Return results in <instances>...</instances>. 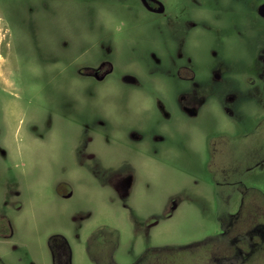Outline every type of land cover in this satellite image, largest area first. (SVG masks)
<instances>
[{
  "label": "rangeland",
  "instance_id": "1",
  "mask_svg": "<svg viewBox=\"0 0 264 264\" xmlns=\"http://www.w3.org/2000/svg\"><path fill=\"white\" fill-rule=\"evenodd\" d=\"M124 1L134 7H122L118 0H0V84L5 85L0 89V210L7 208L14 228L12 238L0 240L5 264H55L50 246L53 236L66 238L71 264H97L96 260L134 264L150 247L189 244L218 228L220 205L201 153L208 148L207 132L217 133V125L221 132H232L222 113L204 117L203 130L188 139L190 144L185 141L187 129L177 128L176 133L167 131L170 136L164 141L146 140L135 147L140 159L150 146L157 155L142 163L150 167L137 173L133 196L127 203L107 184L110 169L98 173L89 170L87 152H99L103 165L133 155L127 154L124 141L128 140L122 136L105 141L93 135L90 142L84 117L91 107L85 106L86 91L77 87L85 81L68 83L54 78L53 62L56 56L65 57L71 51L81 53L77 66L84 65L89 43L109 42L117 36L127 47L128 38H133L137 45L132 52L140 57L138 69L151 68L152 75L161 77L157 72L165 66V59L157 66L151 60V28L140 23L150 21L151 15L135 0ZM233 2L236 0H219L216 18L222 12L220 24L213 28L212 11L196 13L195 22L203 33H198L201 30L196 24L190 51L199 68L226 67L233 72L230 83L240 81L247 88L249 73L244 71L252 70L251 77L257 78L261 68L258 58L264 49V36L257 7L262 0ZM234 21H241L238 27L242 29L246 22L250 31L233 33ZM211 29L217 32L216 38L207 36ZM198 34L204 36L198 40ZM211 47L219 51L214 60L207 57ZM156 49L164 52L161 45ZM165 78L157 83L168 85ZM258 86L248 90L255 93ZM69 91L73 99L68 97ZM111 99L120 101L122 107L124 102L134 106L135 102L143 105L151 101L139 92H115ZM259 100L264 107L263 94ZM148 114L154 115L143 111L144 117ZM138 117L139 113L132 115V123ZM121 120L128 121V117L122 114ZM62 180L71 184V197L57 192ZM101 228L119 234L115 252L94 237ZM178 258L173 264H181L180 254Z\"/></svg>",
  "mask_w": 264,
  "mask_h": 264
},
{
  "label": "flooded vegetation",
  "instance_id": "2",
  "mask_svg": "<svg viewBox=\"0 0 264 264\" xmlns=\"http://www.w3.org/2000/svg\"><path fill=\"white\" fill-rule=\"evenodd\" d=\"M135 2L151 15L150 21L140 23L148 24L151 28V60L157 66L162 58L165 59V66L157 72L161 77L152 75L151 68L138 69L140 57L138 53L132 52L137 45L133 38H128L130 45L127 47L123 46L125 41L117 36L110 37L109 42L89 43L84 65L77 66L81 53L71 51L65 57L56 56L53 62L56 67L52 74L54 78H62L68 83L74 80L85 81V85L73 86L83 89L88 95L85 106H90L91 109L89 108L84 120L85 128L91 134L90 142L94 140L93 135L102 136L105 141L114 140L115 136L128 140L124 142L130 152L127 154L133 155L132 157H118L108 161L111 162L110 165H103L99 152H87L85 156L90 160L89 170L98 173L110 169L112 174L107 179V184L127 203L133 196L137 173L142 168L144 170L150 167L142 163H145L146 158L150 161L157 155L150 146L149 149L146 148L147 154L140 159L135 147L146 140L164 141L170 136L167 131L174 130L176 133L177 128L187 129L185 141L190 144L188 139L203 130V118L215 112L222 113L229 119L232 132H221L217 125V133L207 132L208 148L205 153H201L203 165L204 156L206 157L205 170L211 175L214 194L220 205L218 228L189 244L150 247L134 264H173L170 261L157 262L153 251L174 248L183 259L181 264H264V107L260 106L259 100L264 95V49L258 58L261 68L257 71V78L251 77L252 70H247L244 71L245 74L249 73L247 88L240 81L231 84L229 80L233 72L230 69L220 65L201 69L190 51L194 26L197 24L196 13L201 15L204 10L212 11L213 25L210 27L213 28L220 24L222 12L219 19L216 18L218 8L221 7L219 0ZM118 4L129 9L134 7L130 3L125 4L124 0H118ZM263 4L264 0L257 7V15L261 20L264 36V16L259 12ZM195 7L196 11H193ZM232 24L233 33L242 34L251 29L246 22L244 29L238 27L242 24L241 21H234ZM197 29L201 30L198 33H203V28L198 24ZM203 36L198 34L197 39L200 40ZM207 36L216 38L218 34L211 29ZM157 45L162 46L163 53L157 52ZM210 49L207 57L214 60L219 51L216 47ZM10 66L13 67L12 63ZM67 69L73 73H67ZM10 71L13 73L12 68ZM165 77L169 84L164 83L163 87L157 82L163 78L166 80ZM114 79L117 84H114ZM249 86H258L260 90L251 93ZM62 87L66 88L65 85ZM1 88H5V85L0 84ZM112 92H139L151 101L144 102L143 105L135 102L134 106L124 102L122 107L120 101L117 103L111 99ZM68 97L73 99V92L69 91ZM143 111H151L154 115L144 117ZM137 113L139 117L132 123L131 116ZM122 114L128 117V121L121 120ZM57 192L64 197L73 195L71 184L65 180L58 183ZM8 203L9 201L5 205ZM257 207L260 211L254 212ZM13 234L12 219L7 208H4L3 211L0 210V240L10 239ZM99 235L102 244H109V248L115 252L119 245V234L109 228H101L94 237ZM56 237L50 243L55 264H71L69 243L64 236ZM147 256L148 260H142ZM96 261L97 264H118L116 260ZM0 263L5 264L1 256Z\"/></svg>",
  "mask_w": 264,
  "mask_h": 264
},
{
  "label": "trees",
  "instance_id": "3",
  "mask_svg": "<svg viewBox=\"0 0 264 264\" xmlns=\"http://www.w3.org/2000/svg\"><path fill=\"white\" fill-rule=\"evenodd\" d=\"M57 238L56 236H53L51 239H50V243L52 242L53 239ZM97 239H101V235L95 237ZM174 250H177V249H156L155 251H153V254H154V259L159 262V263H164V262H167V261H170V262H173V261H179L180 258H178V255L176 256V253L177 251H174ZM175 256V257H174ZM148 257L147 256L145 259H142V260H148Z\"/></svg>",
  "mask_w": 264,
  "mask_h": 264
},
{
  "label": "water",
  "instance_id": "4",
  "mask_svg": "<svg viewBox=\"0 0 264 264\" xmlns=\"http://www.w3.org/2000/svg\"><path fill=\"white\" fill-rule=\"evenodd\" d=\"M259 12L262 16H264V4L260 7Z\"/></svg>",
  "mask_w": 264,
  "mask_h": 264
}]
</instances>
